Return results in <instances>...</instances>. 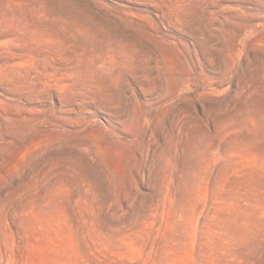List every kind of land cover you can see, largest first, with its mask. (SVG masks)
Segmentation results:
<instances>
[{
    "label": "rangeland",
    "instance_id": "1",
    "mask_svg": "<svg viewBox=\"0 0 264 264\" xmlns=\"http://www.w3.org/2000/svg\"><path fill=\"white\" fill-rule=\"evenodd\" d=\"M0 264H264V0H0Z\"/></svg>",
    "mask_w": 264,
    "mask_h": 264
}]
</instances>
